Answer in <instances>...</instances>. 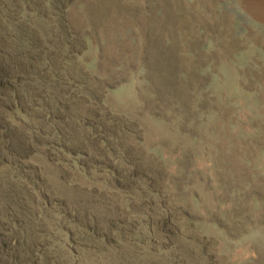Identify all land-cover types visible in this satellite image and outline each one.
<instances>
[{
    "label": "rangeland",
    "instance_id": "rangeland-1",
    "mask_svg": "<svg viewBox=\"0 0 264 264\" xmlns=\"http://www.w3.org/2000/svg\"><path fill=\"white\" fill-rule=\"evenodd\" d=\"M0 264H264V0H0Z\"/></svg>",
    "mask_w": 264,
    "mask_h": 264
},
{
    "label": "water",
    "instance_id": "water-1",
    "mask_svg": "<svg viewBox=\"0 0 264 264\" xmlns=\"http://www.w3.org/2000/svg\"><path fill=\"white\" fill-rule=\"evenodd\" d=\"M165 2H166V4H168L169 5V2H170V0H164ZM165 11H167V6H166V9H165Z\"/></svg>",
    "mask_w": 264,
    "mask_h": 264
}]
</instances>
